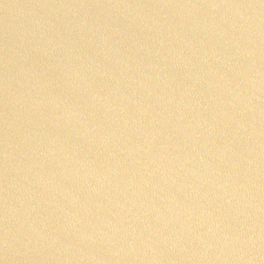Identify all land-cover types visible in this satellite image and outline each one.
I'll return each mask as SVG.
<instances>
[{"label": "water", "instance_id": "95a60500", "mask_svg": "<svg viewBox=\"0 0 264 264\" xmlns=\"http://www.w3.org/2000/svg\"><path fill=\"white\" fill-rule=\"evenodd\" d=\"M0 264H264V0H0Z\"/></svg>", "mask_w": 264, "mask_h": 264}]
</instances>
